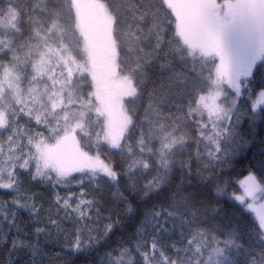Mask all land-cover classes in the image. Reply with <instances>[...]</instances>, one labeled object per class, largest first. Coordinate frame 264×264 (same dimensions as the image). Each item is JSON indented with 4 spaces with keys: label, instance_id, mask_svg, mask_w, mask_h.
<instances>
[{
    "label": "snow or ice",
    "instance_id": "obj_1",
    "mask_svg": "<svg viewBox=\"0 0 264 264\" xmlns=\"http://www.w3.org/2000/svg\"><path fill=\"white\" fill-rule=\"evenodd\" d=\"M258 78L264 0H0V239L40 225L9 255L264 264V159L230 178Z\"/></svg>",
    "mask_w": 264,
    "mask_h": 264
},
{
    "label": "trees",
    "instance_id": "obj_2",
    "mask_svg": "<svg viewBox=\"0 0 264 264\" xmlns=\"http://www.w3.org/2000/svg\"><path fill=\"white\" fill-rule=\"evenodd\" d=\"M260 84H264V79L258 78L255 80L253 87ZM240 132L242 136L250 141V144L242 152V154L237 156L234 160V164L230 172V178L234 182L245 178L250 168L255 172H261L260 161L261 159H264V120H257L254 130L249 126L248 121L245 120V122L240 126ZM178 182L179 178L177 177V183ZM193 183H195V181H193ZM32 190L44 191L43 189H38L35 185H33ZM233 190H238V186L235 183H233ZM0 196H4L5 199L8 198L7 194L4 193H0ZM209 196H213L211 191H209ZM104 199L107 202L108 197L105 196ZM223 205L225 210H231L232 203L227 199L223 200ZM244 215L249 222H252L253 217L251 214L244 213ZM20 223L21 227L24 229L23 232H16L15 230L9 232L7 234V242L0 239V264H31L32 257L28 249H20L9 255L11 241L13 239L31 241L34 239V229L40 226L31 222V217L27 212L20 213ZM134 227L135 225L133 223H126L123 231L117 230L113 233L110 238V243L105 247H102L100 252L103 253L106 248H114L116 246L117 237L124 235L125 238H127V233L132 232ZM0 236H3L2 232H0ZM62 243V241L56 242L54 239L45 240L44 237H41L38 241V246L42 252H46L48 255L38 256L37 264H40L41 261L43 264H63L66 259L69 264H87V257L84 255H73L72 253H69L67 250L62 248ZM57 253H60L61 255L57 256ZM92 259L98 264L99 257L96 256V253H92Z\"/></svg>",
    "mask_w": 264,
    "mask_h": 264
},
{
    "label": "rangeland",
    "instance_id": "obj_3",
    "mask_svg": "<svg viewBox=\"0 0 264 264\" xmlns=\"http://www.w3.org/2000/svg\"><path fill=\"white\" fill-rule=\"evenodd\" d=\"M250 214V213H249Z\"/></svg>",
    "mask_w": 264,
    "mask_h": 264
}]
</instances>
